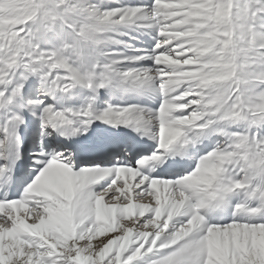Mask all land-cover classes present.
Masks as SVG:
<instances>
[{
    "label": "snow or ice",
    "instance_id": "obj_1",
    "mask_svg": "<svg viewBox=\"0 0 264 264\" xmlns=\"http://www.w3.org/2000/svg\"><path fill=\"white\" fill-rule=\"evenodd\" d=\"M0 264H264V0H0Z\"/></svg>",
    "mask_w": 264,
    "mask_h": 264
}]
</instances>
